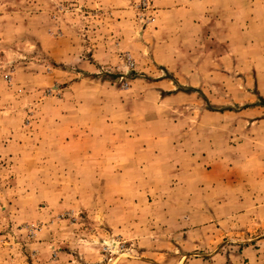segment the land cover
<instances>
[{"label": "rangeland", "instance_id": "374dc122", "mask_svg": "<svg viewBox=\"0 0 264 264\" xmlns=\"http://www.w3.org/2000/svg\"><path fill=\"white\" fill-rule=\"evenodd\" d=\"M0 264H264V0H0Z\"/></svg>", "mask_w": 264, "mask_h": 264}]
</instances>
